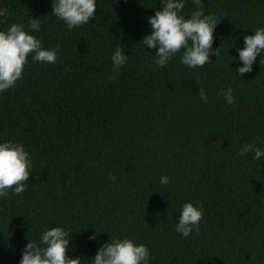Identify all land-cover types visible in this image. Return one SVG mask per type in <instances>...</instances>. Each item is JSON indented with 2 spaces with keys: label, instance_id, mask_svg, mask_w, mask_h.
Segmentation results:
<instances>
[{
  "label": "trees",
  "instance_id": "1",
  "mask_svg": "<svg viewBox=\"0 0 264 264\" xmlns=\"http://www.w3.org/2000/svg\"><path fill=\"white\" fill-rule=\"evenodd\" d=\"M96 2L69 30L54 0H0V31L39 18L31 34L58 53L54 64L29 56L23 79L0 92V143L24 144L33 162L25 191L0 198V264H20L28 239L57 226L82 264L111 237L147 245L149 264H264V157L239 155L264 150V53L236 72L245 36L264 28V0H202L219 23L213 49L222 45L202 68L182 64L183 51L160 67L141 42L162 0ZM196 10L186 0L182 14ZM118 47L128 60L114 73ZM229 88L232 104L218 95ZM186 203L204 213L187 237L176 231Z\"/></svg>",
  "mask_w": 264,
  "mask_h": 264
},
{
  "label": "clouds",
  "instance_id": "2",
  "mask_svg": "<svg viewBox=\"0 0 264 264\" xmlns=\"http://www.w3.org/2000/svg\"><path fill=\"white\" fill-rule=\"evenodd\" d=\"M196 5L191 17L183 15L186 0H162V9L148 18L151 34L141 41L147 48L156 49L155 63L160 67L166 66L177 53L183 51L180 62L190 68L204 67L211 63V56L217 58L220 48L213 49L214 33L219 24L214 15H205L202 0H192ZM53 12L64 21L69 30L87 24L94 18L96 0H54ZM6 8H0V22H6ZM39 18L29 19L27 30L23 24H12L6 31H0V92H4L23 79V72L29 63V56L35 62L54 64L58 61L56 49H45L42 41L33 31H39ZM244 48L239 49V60L242 67L236 69L239 76H244L253 70L257 57L264 53V28L255 31L254 35H246ZM235 58V57H234ZM113 72L127 63L128 55L124 48H117L112 57ZM236 59V58H235ZM264 65V58L260 60ZM114 78V77H113ZM218 95L225 98L226 103L232 104V90H221ZM199 96L205 103L208 97L203 88ZM254 153L253 159L259 161L264 157V150L255 144H246L239 155ZM32 159L24 144L15 141L0 143V198L22 194L29 180ZM111 179L115 180L112 176ZM161 184L168 183V177H161ZM204 213L199 204L186 203L183 206L176 231L183 236H189L194 230L199 232V224ZM96 233L89 237L95 240ZM70 233L63 227H52L40 236V242L29 241L26 244L20 264H82V259L71 258L67 255L71 246ZM150 250L147 245L137 244L127 237H111L109 243L100 247L90 264H149Z\"/></svg>",
  "mask_w": 264,
  "mask_h": 264
}]
</instances>
